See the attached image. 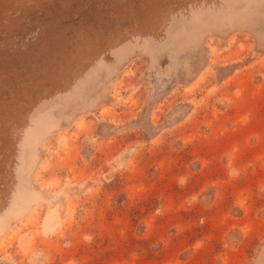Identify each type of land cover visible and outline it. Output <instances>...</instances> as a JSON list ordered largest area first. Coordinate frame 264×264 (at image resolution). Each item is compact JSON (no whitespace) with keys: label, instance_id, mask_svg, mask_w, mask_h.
Wrapping results in <instances>:
<instances>
[{"label":"rangeland","instance_id":"rangeland-1","mask_svg":"<svg viewBox=\"0 0 264 264\" xmlns=\"http://www.w3.org/2000/svg\"><path fill=\"white\" fill-rule=\"evenodd\" d=\"M0 264H264V0H0Z\"/></svg>","mask_w":264,"mask_h":264},{"label":"bare ground","instance_id":"bare-ground-1","mask_svg":"<svg viewBox=\"0 0 264 264\" xmlns=\"http://www.w3.org/2000/svg\"><path fill=\"white\" fill-rule=\"evenodd\" d=\"M59 216V214H58V212H57V210L56 209H52L51 211H49V213H48V215H47V218H46V222H44V225H45V223L47 224V226L48 225H50L51 224V222H52V220H56V218H58V216ZM59 220H60V218H58ZM56 224V223H55ZM52 225H54V224H52ZM49 227V226H48ZM50 228V227H49ZM48 228V229H49ZM51 229H52V226H51ZM27 241V240H26ZM27 244H28V242H26ZM29 246V245H28ZM25 248H26V246H25Z\"/></svg>","mask_w":264,"mask_h":264}]
</instances>
